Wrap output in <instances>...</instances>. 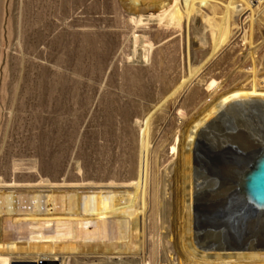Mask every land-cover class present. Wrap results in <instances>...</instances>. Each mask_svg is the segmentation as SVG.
<instances>
[{
    "label": "rangeland",
    "instance_id": "374dc122",
    "mask_svg": "<svg viewBox=\"0 0 264 264\" xmlns=\"http://www.w3.org/2000/svg\"><path fill=\"white\" fill-rule=\"evenodd\" d=\"M249 15L232 16L229 43L205 64L214 40L205 29L198 37L201 13L199 30L185 21L178 30L120 0H0V205H121L130 200L127 185L143 181L144 224L136 251L123 257L181 264L174 236L166 234L184 215L175 147L222 81L224 95L241 87L264 94L263 84L248 86L253 60L264 79V26H251ZM203 64L196 80L170 96L190 66ZM218 121L196 155L197 223L218 235L264 237V225L241 223L232 212L226 189L232 160L264 139V108ZM2 255L0 264H13ZM69 255L67 264H108L110 257L102 246Z\"/></svg>",
    "mask_w": 264,
    "mask_h": 264
},
{
    "label": "bare ground",
    "instance_id": "6f19581e",
    "mask_svg": "<svg viewBox=\"0 0 264 264\" xmlns=\"http://www.w3.org/2000/svg\"><path fill=\"white\" fill-rule=\"evenodd\" d=\"M223 1L227 0H120L122 6L129 11L136 14H151L155 16L157 25L178 30H182L184 21L191 23L194 29H197L199 24V30L202 24L197 18L198 13H201V20L205 25L202 30H199L203 33H199L198 37L201 38L204 35L205 29L211 33L214 40V50L205 64L225 44L229 43L233 30L228 23L235 14L240 16L244 12H249L251 26H264V0L258 3L256 0H237V2L228 0V4H224ZM238 2L243 4L244 8L237 6ZM219 5L225 7L222 17H217ZM204 8H208L210 16L202 11ZM249 43L251 44V41ZM251 57L253 60L254 56ZM255 61L252 62L251 80L248 81V86L251 83H258L263 84L261 86L264 87V79L258 78ZM205 64L199 67L190 66L189 77L170 96H174L182 87L196 80ZM224 85L222 81L212 90L206 104L209 107L197 115V119H194L191 125H188L176 149L173 148L178 151L175 168L181 172L182 186L180 185V189L183 197L181 201H178H180L179 206L183 208L184 215L181 216L183 221L181 225L179 224V228L170 227L166 234L167 232L173 234L174 240H172L177 244L176 254L181 264H264V237L254 231L242 238L237 235L231 237L218 235L205 227L209 223L204 226L201 224L202 221L198 224L196 220V213L200 208L202 209L197 205L196 197L200 184V176L196 172L198 166L196 155L198 151H201L199 147L202 139L208 135L205 133L212 125H216L218 120H229L244 110L264 108V94H248L245 87H241L224 95L220 93ZM215 179L218 180V178ZM228 188L227 186L226 189ZM144 190L143 181L138 188L137 184L127 185L126 191L129 193L130 200L121 205L104 203L86 206L51 204L45 207L0 205V253H5L1 257L13 264L26 263L19 259L28 260L30 264H67L71 252L102 246L110 256L108 257L109 262L106 263L137 264L134 256L123 257V254L135 250L138 246V226L140 222L144 224L142 219L145 207ZM231 203L232 212L240 214L232 200ZM241 216V223L264 225L262 219L254 221L245 215ZM17 240H22V242H17ZM45 251L49 253L41 254ZM61 251L66 252L68 256L61 254ZM14 252L36 253L25 257H13ZM129 258H131L130 261Z\"/></svg>",
    "mask_w": 264,
    "mask_h": 264
},
{
    "label": "water",
    "instance_id": "95a60500",
    "mask_svg": "<svg viewBox=\"0 0 264 264\" xmlns=\"http://www.w3.org/2000/svg\"><path fill=\"white\" fill-rule=\"evenodd\" d=\"M228 176L229 199L238 212L254 221L264 220V139L240 151Z\"/></svg>",
    "mask_w": 264,
    "mask_h": 264
}]
</instances>
